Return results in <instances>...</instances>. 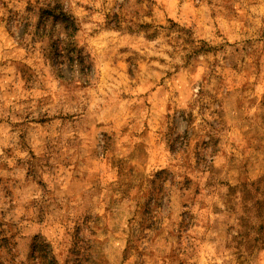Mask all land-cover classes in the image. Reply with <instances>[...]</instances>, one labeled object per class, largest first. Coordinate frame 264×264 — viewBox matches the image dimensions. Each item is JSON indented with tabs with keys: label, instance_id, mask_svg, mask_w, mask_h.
I'll return each instance as SVG.
<instances>
[{
	"label": "rangeland",
	"instance_id": "1",
	"mask_svg": "<svg viewBox=\"0 0 264 264\" xmlns=\"http://www.w3.org/2000/svg\"><path fill=\"white\" fill-rule=\"evenodd\" d=\"M264 264V0H0V264Z\"/></svg>",
	"mask_w": 264,
	"mask_h": 264
},
{
	"label": "trees",
	"instance_id": "2",
	"mask_svg": "<svg viewBox=\"0 0 264 264\" xmlns=\"http://www.w3.org/2000/svg\"><path fill=\"white\" fill-rule=\"evenodd\" d=\"M29 252L34 264H56L55 257L43 239L33 237L30 242Z\"/></svg>",
	"mask_w": 264,
	"mask_h": 264
}]
</instances>
